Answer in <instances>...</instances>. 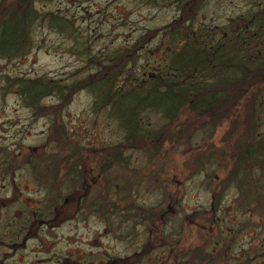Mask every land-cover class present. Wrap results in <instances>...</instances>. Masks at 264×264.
I'll return each instance as SVG.
<instances>
[{
  "label": "trees",
  "instance_id": "trees-1",
  "mask_svg": "<svg viewBox=\"0 0 264 264\" xmlns=\"http://www.w3.org/2000/svg\"><path fill=\"white\" fill-rule=\"evenodd\" d=\"M37 1L0 0V59L29 55L38 23L77 40L72 21L40 12ZM209 1L174 0L177 13L168 23L146 30L126 47L102 55L85 52L90 70L71 81L49 75L2 76L1 94L13 93L34 117H49L44 145L52 143L57 150L7 152L8 147H0V177L11 194H20L16 173L25 170L41 196L35 205L22 207L18 231L36 235L43 225L52 227L56 211L79 192L76 215L92 212L108 227L131 222V228L140 225L146 232L139 250L105 264L251 263L249 256L238 261L227 257L230 242L215 227L224 192L234 189L235 208L255 215L264 230V1L222 25L199 19ZM154 41L161 50L155 55L149 47ZM80 91L91 96L92 113L103 112L115 122L122 134L118 144L88 154L70 140L62 111ZM49 97L56 103L44 105ZM198 134L204 137L201 150L192 143ZM164 147H185L193 153L195 170L207 171L208 208L179 216L177 187H158L162 195L156 203L134 198L141 185L131 175L139 170L131 165V152L150 161ZM188 226L195 228L196 242L183 244L181 233ZM161 253V260L152 256Z\"/></svg>",
  "mask_w": 264,
  "mask_h": 264
},
{
  "label": "rangeland",
  "instance_id": "rangeland-1",
  "mask_svg": "<svg viewBox=\"0 0 264 264\" xmlns=\"http://www.w3.org/2000/svg\"><path fill=\"white\" fill-rule=\"evenodd\" d=\"M262 1L210 0L199 19L206 24L222 25ZM36 7L42 13L52 11L64 15L72 21L78 38L67 37L47 23H38L34 31L35 47L29 55L20 59H0V86L4 74L49 75L68 81L79 78L90 70L86 66L85 52L102 55L105 51L131 45L146 30L165 25L177 13L174 0H157L155 4L141 0H38ZM155 44L154 41L149 45L153 55L160 50ZM91 99L87 92L80 91L62 111L70 140L88 154L115 146L122 136L115 122L103 112L99 115L91 112ZM54 103L52 97L44 100V105ZM155 120L156 117L152 119ZM50 128L48 116L34 117L13 93H0V147H8L7 152L19 149L35 153L36 148H39L38 153L57 151L52 143L44 145ZM201 137L198 134L192 140L199 150L204 140ZM0 153H3L1 148ZM131 153V165L139 169L131 170V175L136 174L141 185L140 194L134 192L138 202L156 203L162 195L158 187L167 191L177 187L182 211L179 216L209 207L207 171L195 170L191 151L186 153L185 147L176 151L164 147L161 155L150 161L139 155V151ZM213 170L217 177V169ZM149 173L152 176L146 179ZM16 174L20 187L16 198L11 194L9 183L0 177V264H105L111 257L131 255L145 240L146 232L140 225L131 228L130 222L108 227L92 212L76 215L79 192L56 211L52 227L43 225L36 235L33 231L25 235V231L17 229V223L23 219L22 207L35 205L41 196L27 171L18 170ZM225 192L215 228L230 242L226 256L235 261L249 256L253 258L250 264H264V230L258 228L257 217L235 208L234 189ZM14 230L18 233L14 234ZM195 231L192 226L185 227L181 242H196ZM152 256L160 260L165 257L163 253Z\"/></svg>",
  "mask_w": 264,
  "mask_h": 264
}]
</instances>
